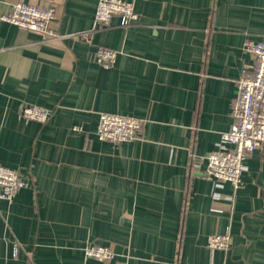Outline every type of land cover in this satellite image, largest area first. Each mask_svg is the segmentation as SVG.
I'll list each match as a JSON object with an SVG mask.
<instances>
[{
  "label": "crops",
  "instance_id": "1",
  "mask_svg": "<svg viewBox=\"0 0 264 264\" xmlns=\"http://www.w3.org/2000/svg\"><path fill=\"white\" fill-rule=\"evenodd\" d=\"M99 0H0L52 6L44 41L0 20V165L28 186L0 201V264H264V148L234 190L205 173L232 124L236 80L264 39V0H125L135 23L98 29ZM98 48L117 51L104 68ZM22 104L51 111L25 120ZM143 119L134 140L97 138L100 113ZM228 234L231 249H211ZM16 255L14 256V251Z\"/></svg>",
  "mask_w": 264,
  "mask_h": 264
},
{
  "label": "built area",
  "instance_id": "2",
  "mask_svg": "<svg viewBox=\"0 0 264 264\" xmlns=\"http://www.w3.org/2000/svg\"><path fill=\"white\" fill-rule=\"evenodd\" d=\"M112 17L120 18V26L127 28L135 23L137 15L133 4L125 0H99L94 21L98 29H108ZM55 19L52 6H40L29 3H15L1 21L15 25L23 30L39 35L44 41H56L63 38L89 39V32L63 36L51 27ZM244 50L252 58V66L243 69L236 80V92L231 105L232 124L230 129L220 136L219 147L202 159L205 173L219 182H228L234 190L241 185V176L245 171L244 160L254 151L264 148V39L258 42L247 41ZM117 51L98 48L94 55L97 64L110 67ZM51 111L36 105L22 104L20 115L25 120L44 123ZM144 120L112 113H100L96 135L99 141L111 144L128 142L137 138ZM28 183L18 172L0 165V201L11 202L15 195ZM208 247L228 251L231 249L230 236L213 235ZM85 257L99 263L109 264L115 254L106 246L88 243L84 247ZM16 250L14 251V256Z\"/></svg>",
  "mask_w": 264,
  "mask_h": 264
}]
</instances>
